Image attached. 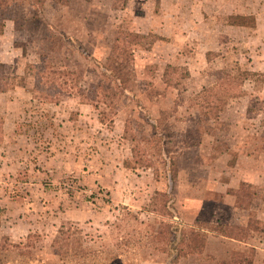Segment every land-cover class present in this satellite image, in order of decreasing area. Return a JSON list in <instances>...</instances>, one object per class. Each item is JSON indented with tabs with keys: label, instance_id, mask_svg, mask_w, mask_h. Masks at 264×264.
<instances>
[{
	"label": "rangeland",
	"instance_id": "obj_1",
	"mask_svg": "<svg viewBox=\"0 0 264 264\" xmlns=\"http://www.w3.org/2000/svg\"><path fill=\"white\" fill-rule=\"evenodd\" d=\"M31 1L19 0L15 18L0 35V62L15 83L9 94L24 96L23 103L16 104L24 112L19 124L28 127L27 138L48 149L56 139L53 126L62 120L69 128L70 119L84 121L79 114L91 111V136L97 141L87 146L95 157L85 170H96L110 158L107 175L121 177V188L130 196V203L123 205L98 186L92 187L94 183L85 180L84 171L62 170L59 164L44 176L42 183L48 191L93 198L112 214L97 229L76 222L62 226L74 224L89 246L108 253L126 248V239L132 241L136 253L126 261L107 260L104 264H173L170 260L175 254L179 257L175 264H220L232 257L262 264L263 230L238 235L231 229L255 220L264 222V0H251L247 7L242 6L245 0H222V6L211 9L213 14L200 7V0H69L67 4L48 1L40 7ZM218 11L221 13L216 14ZM230 13L254 16L256 26L223 27ZM207 18L212 28L224 29L222 37L212 38L206 31L203 37L201 32L184 37L193 34L194 21L204 24ZM120 31L156 37L150 51L134 47V76L122 89L102 69ZM208 50L205 61L203 53ZM168 65L190 70L188 77L181 76L178 89L164 84ZM220 70L256 75L246 80L243 95L230 99L219 118L206 119L193 104V97L213 86ZM99 84L108 90L98 89ZM78 85L85 91L94 87L101 99L87 103L78 96ZM0 106L3 112L10 108L6 101H0ZM59 110L63 117L56 116ZM82 134L79 136L84 138ZM66 137L62 133L56 143L67 142ZM173 161L175 175L169 168ZM243 182L250 183L252 200L240 208L234 191ZM72 183L77 187L71 188ZM163 193L170 197L166 206ZM124 207L136 217L126 216ZM200 222L229 227L226 234L240 239L209 235L201 253L180 255L175 243L187 239L192 226L202 227ZM62 226L54 237L32 234L20 241L26 243L21 248L1 249V258L12 264L18 259L63 264L62 254L52 247Z\"/></svg>",
	"mask_w": 264,
	"mask_h": 264
},
{
	"label": "crops",
	"instance_id": "obj_2",
	"mask_svg": "<svg viewBox=\"0 0 264 264\" xmlns=\"http://www.w3.org/2000/svg\"><path fill=\"white\" fill-rule=\"evenodd\" d=\"M221 1L200 0L199 5L205 12L207 10L213 14L215 12L211 9L214 10L218 5L222 6V4H219ZM229 1L238 2V0ZM251 3V0H245L242 6L246 5L247 7ZM231 6H233V3ZM195 13L197 12L195 11ZM219 13L221 12H216V14ZM172 14L174 15V13ZM201 15L206 17L203 12ZM229 15H232V13ZM204 21V24L203 21H200L201 24L194 21L195 26L191 27L194 29L193 34L188 33L184 37L189 39L190 35H198L199 32H201L200 36L203 37V31H206V35H211L212 38H215L214 35H216V38L222 37L224 29L221 27H218V29L212 28L210 24L206 23L208 18ZM223 27L237 28L229 25L228 22L224 23ZM171 42L174 43V41ZM209 51L203 53L205 61L208 60L207 54ZM211 51H214V47ZM10 91L0 93V101H6L8 107H10L6 112L0 111L3 119L0 124V135L1 138L5 139V142L0 141V237L6 236L12 242H20L32 234H50L51 237H54L59 227L69 222L85 224L90 229H97V227L104 225L112 214L108 215L97 200L79 194L68 196L62 192L46 189L44 183H42L44 176L47 175V171H52L53 168L60 165H62V170L72 167L76 173L84 171V174L87 173V177L84 175L85 180L88 178V181L94 183L92 187L98 186V189H102L110 197L117 198L123 205L130 203L128 201L130 196L126 195L128 193H125L121 188L123 185L121 177L119 178L113 174L107 175L108 170L105 168L108 167L111 161L110 158H106L102 162V166L96 168V170L94 168L85 170L86 166L89 168L93 164L95 157L94 153H90L92 149L87 150V146H91L89 142L97 141V138L91 136L94 117L91 111L85 110L79 114L84 121L77 122L70 119L69 128L62 120L61 124L58 122L53 126L52 133L55 134L56 139H53V143H50L51 147L47 149L43 146V143H36L31 138L26 137L30 135V131L27 130L28 127L19 124L20 120L24 119L20 117L24 112L16 109V104L21 105L23 103L24 96L20 98L12 97L9 94ZM81 106H84V104H81ZM0 108L2 107L0 106ZM60 111L56 112V116L60 115ZM63 114L61 112L60 117H63ZM74 122L78 126H75ZM41 131L46 132L43 129ZM62 133H66V141L70 143L69 145L65 141L56 143ZM80 133H84L82 134L84 138L79 136ZM71 140H74V142ZM84 140L85 142H83ZM67 151H69V154H67ZM85 151H88V153ZM106 153L109 154V152ZM118 164L120 165L119 161ZM91 170L92 173L88 175Z\"/></svg>",
	"mask_w": 264,
	"mask_h": 264
},
{
	"label": "trees",
	"instance_id": "obj_3",
	"mask_svg": "<svg viewBox=\"0 0 264 264\" xmlns=\"http://www.w3.org/2000/svg\"><path fill=\"white\" fill-rule=\"evenodd\" d=\"M48 1L67 4L69 0H34L31 1L33 6H44ZM157 3L160 0H156ZM19 5V0H0V35L4 33L6 28V23L9 20L15 18V13L17 11V6ZM228 24L231 26H244V27H255L256 18L254 16L246 15H230L228 19ZM156 42V37L151 33L142 32H131V31H120L117 35L112 50L102 65L104 74L108 79L117 84L121 89L126 88L127 85L132 81L134 76V68L132 67V61L134 59V47H138L144 51H150L154 47ZM58 73V71H57ZM59 74H71L73 72H59ZM190 74L188 69L183 67H175L168 65L165 69L163 75V81L167 88L178 89L182 84V79L188 77ZM256 75L252 72L240 71L237 75H232L227 71H218L217 82L210 87H205L200 90L193 97V104L199 109L201 115L206 119H217L220 114L225 110L230 99H236L243 95V86L246 80L250 79L251 76ZM183 78H182V77ZM14 80L6 74L5 65L0 62V93L8 92L14 89ZM104 90L106 87L103 84L98 85V89ZM78 91V96L85 98L87 103H96L95 99H101V97L95 92L94 87L90 90H83L80 85L76 86ZM102 96V94H101ZM97 100V101H98ZM170 172L172 174L177 173V165L173 161L170 164ZM173 178V177H172ZM250 183L243 182L242 187L234 191L236 195V205L238 207L245 208L248 203L252 200V195L250 194ZM164 198V204L168 205L170 197L167 193L162 194ZM127 210V208L124 207ZM136 217V213L132 210L126 211V216ZM202 227H191L187 230L188 236L185 240H179L175 243L177 252L180 255H191L199 254L201 251L207 247L209 242V235L223 236L231 238L233 240H239V236L233 234H226L229 227L221 224H214L210 222H200ZM264 222L255 220L250 222L246 227H232L231 231L236 230L238 235H244L245 233L262 231L264 233V228H262ZM226 230V231H225ZM229 230V229H228ZM184 229H181V234L183 237ZM30 238V236L28 237ZM126 248L120 249L118 251H111L110 253L105 252L103 248H93L88 245L87 241L82 236L78 228H74V224H68L67 226H62L59 230V235L54 239L52 247L58 249L62 254L63 264H104L107 260L113 261H126L127 257L133 253H136L132 241L126 239ZM174 243H169L168 246H174ZM26 244V243H25ZM23 242H12L6 236L2 237L0 242V250L3 248H21L25 245ZM119 247V246H118ZM135 256V255H134ZM30 256L28 255V258ZM178 255L172 256L171 263L175 264L178 259ZM248 262L247 260L240 259L235 260L232 257L231 260H224L220 264H253L254 261ZM248 262V263H247ZM37 261L30 260H15L14 264H36ZM0 264H12L10 261H6L0 256ZM264 264V259L262 261Z\"/></svg>",
	"mask_w": 264,
	"mask_h": 264
},
{
	"label": "built area",
	"instance_id": "obj_4",
	"mask_svg": "<svg viewBox=\"0 0 264 264\" xmlns=\"http://www.w3.org/2000/svg\"><path fill=\"white\" fill-rule=\"evenodd\" d=\"M71 185H72L71 188H73V189H74L75 187H77V185H75L74 183H72Z\"/></svg>",
	"mask_w": 264,
	"mask_h": 264
}]
</instances>
